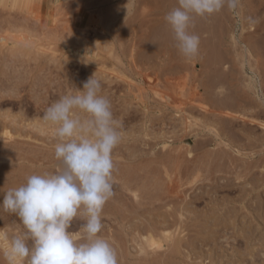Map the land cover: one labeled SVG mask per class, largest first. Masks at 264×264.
Listing matches in <instances>:
<instances>
[{
	"label": "rangeland",
	"instance_id": "rangeland-1",
	"mask_svg": "<svg viewBox=\"0 0 264 264\" xmlns=\"http://www.w3.org/2000/svg\"><path fill=\"white\" fill-rule=\"evenodd\" d=\"M147 1L0 0V230L24 231L4 194L58 163L47 108L93 75L122 132L101 232L118 264H150L139 243L165 219L182 241L174 264H264V0L194 18L190 60L165 21L177 0Z\"/></svg>",
	"mask_w": 264,
	"mask_h": 264
},
{
	"label": "clouds",
	"instance_id": "clouds-1",
	"mask_svg": "<svg viewBox=\"0 0 264 264\" xmlns=\"http://www.w3.org/2000/svg\"><path fill=\"white\" fill-rule=\"evenodd\" d=\"M240 0H177L165 21L178 52L187 60L199 52L194 18L222 10L235 12ZM44 121L56 139L52 172L30 175L26 183L8 190L4 211L15 214L24 231L9 236L0 230V249L7 264H118L116 250L101 235L102 212L114 196V149L122 141L120 123L101 81L93 75L72 94L47 108ZM77 218L79 233L70 231Z\"/></svg>",
	"mask_w": 264,
	"mask_h": 264
},
{
	"label": "bare ground",
	"instance_id": "bare-ground-1",
	"mask_svg": "<svg viewBox=\"0 0 264 264\" xmlns=\"http://www.w3.org/2000/svg\"><path fill=\"white\" fill-rule=\"evenodd\" d=\"M152 1V0H151ZM154 1H156V0H154ZM159 1V0H158ZM157 1V2H158ZM161 1V0H160ZM159 1V2H160ZM166 1V0H165ZM174 1V0H173ZM176 1V0H175ZM27 2H28V0H27ZM148 3H150V0L149 1H147ZM157 3V5L159 4L160 5V3ZM162 2H163V0H162ZM2 3V2H1ZM43 3V2H42ZM147 3V4H148ZM28 4V3H27ZM165 4V3H164ZM173 4V3H172ZM2 5V4H1ZM45 5H46V3H45ZM162 5V4H161ZM174 5V4H173ZM41 6V5H40ZM150 6V5H149ZM148 6V7H149ZM156 6V5H155ZM39 7V6H38ZM47 7V6H46ZM68 7V6H67ZM71 7V6H70ZM152 7V6H151ZM154 7V6H153ZM26 8V7H25ZM45 8V7H44ZM74 8V7H73ZM154 8H157V7H154ZM175 8V7H174ZM55 9V8H54ZM146 9L147 10H150V9H148L147 7H146ZM171 9V8H170ZM157 10V9H156ZM55 11V10H54ZM53 11V12H54ZM63 11V10H62ZM21 12H23V11H21ZM223 12V11H222ZM221 12V13H222ZM148 13H149V11H148ZM218 14V13H217ZM158 15V14H157ZM220 16V15H219ZM158 19V18H157ZM197 19V18H196ZM199 19V18H198ZM214 19V18H213ZM4 20H6V19H4ZM200 20V19H199ZM211 20V19H210ZM21 21V20H20ZM29 21V20H28ZM198 21V20H197ZM208 21V20H207ZM1 22H3V21H1ZM8 22V21H7ZM17 22V21H16ZM22 22H24V21H22ZM40 22V21H39ZM158 22V21H157ZM206 22V21H205ZM12 23V22H11ZM10 23V24H11ZM25 23H28L27 21H25ZM24 23V24H25ZM201 23V22H200ZM8 24V23H7ZM23 24V23H22ZM196 25V24H195ZM207 25V24H206ZM211 25V24H210ZM264 25V24H263ZM27 26H29V25H27ZM201 27V26H200ZM203 29V28H202ZM201 30V29H200ZM200 30H197V31H200ZM262 31V30H261ZM193 32V31H192ZM194 32H196V31H194ZM199 33V32H198ZM206 33V32H205ZM204 34V33H203ZM167 35V34H166ZM199 35V34H198ZM197 35V36H198ZM164 37V36H163ZM168 37V36H167ZM202 38V37H201ZM203 40V39H202ZM204 43V42H203ZM206 44V43H205ZM202 45V44H201ZM204 46V45H203ZM217 51V50H216ZM213 52V51H212ZM218 52V51H217ZM212 54V53H211ZM215 56V55H214ZM224 58V57H223ZM212 59V58H211ZM210 59V60H211ZM217 59V58H216ZM207 60V59H206ZM216 61H219V60H216ZM206 62V61H205ZM221 62H222V60H221ZM212 63H214V62H212ZM219 63V62H218ZM211 64V63H210ZM215 64V63H214ZM217 64V63H216ZM213 65V64H212ZM211 65V66H212ZM219 65V64H218ZM217 65V66H218ZM222 65V64H221ZM221 65H219V66H221ZM204 67V66H203ZM209 68V67H208ZM219 68H221V67H219ZM206 70V69H205ZM211 71V70H210ZM224 71V70H223ZM207 72H209V71H207ZM216 75H217V73H215ZM219 74V73H218ZM210 76V75H209ZM221 76V75H220ZM207 77V76H206ZM171 79V78H170ZM213 79V78H212ZM220 80V79H219ZM218 80V81H219ZM168 80H166V82H167ZM175 81V80H174ZM212 82V81H211ZM221 82V81H220ZM174 83V82H173ZM211 84V83H210ZM213 85V84H212ZM210 86V85H209ZM213 86H215V85H213ZM212 86V87H213ZM159 87H157V89H158ZM208 88V87H207ZM216 88V87H215ZM221 88V87H220ZM161 89V88H160ZM165 89V88H164ZM156 91V90H155ZM164 91V90H163ZM206 91V90H205ZM218 91V90H217ZM166 92V94H168L167 93V91H165ZM211 92V91H210ZM221 92V91H220ZM219 92V93H220ZM157 93V92H156ZM158 93H159V91H158ZM157 93V94H158ZM178 93V92H177ZM210 94H212V93H210ZM216 94H217V92H216ZM215 94V95H216ZM221 94V93H220ZM172 95V94H171ZM170 95V96H171ZM157 96V95H156ZM159 96H161V93H160V95ZM168 97V95L166 96V97H168V98H170L169 100L171 101V98H173V97ZM214 96V95H213ZM165 96L162 98V99H165L166 98ZM220 97H222V94H221V96ZM161 98V97H160ZM174 99H175V97H174ZM174 99L172 100V101H174ZM203 99V98H202ZM216 99V98H215ZM214 98H213V100H215ZM223 99V98H222ZM166 100V99H165ZM175 101H176V99H175ZM175 101L174 102H168V103H170V104H173V103H175ZM206 101V100H205ZM219 102V101H218ZM220 102H222V101H220ZM247 102V101H246ZM212 103V102H211ZM176 104V103H175ZM225 104V103H224ZM239 104V103H238ZM242 104V103H241ZM240 104V105H241ZM259 105V104H258ZM178 106V105H177ZM179 107V106H178ZM218 107V106H217ZM204 108V107H203ZM223 109V108H222ZM221 109V110H222ZM202 110H205V109H202ZM216 110V109H215ZM208 112V110H205V112ZM224 111V110H223ZM226 111V110H225ZM182 112V111H181ZM210 113V112H209ZM211 113H212V110H211ZM221 113V112H220ZM225 113V112H224ZM263 113V112H262ZM213 114V113H212ZM216 114H217V112H216ZM223 114V113H222ZM224 115V114H223ZM226 116H229V115H226ZM230 116H232V115H230ZM229 116V117H230ZM235 116V115H234ZM259 116V115H258ZM185 117V116H184ZM221 117V116H220ZM225 117V116H224ZM242 117V116H241ZM218 119V118H217ZM223 119V118H222ZM229 119V118H228ZM240 119H242V118H240ZM246 120V119H245ZM186 122V121H185ZM233 122V121H232ZM244 122V121H243ZM254 122V121H253ZM228 123H229V121H228ZM247 123V122H246ZM256 123V122H255ZM245 125V124H244ZM254 125V124H253ZM260 125H262V124H260ZM187 129V128H186ZM199 170V169H198ZM176 171V170H175ZM196 172V171H195ZM198 173V172H197ZM127 181V180H126ZM171 181V180H170ZM174 181V180H173ZM174 184V183H173ZM121 186V185H120ZM145 186V185H144ZM140 187V186H139ZM174 187H176V186H174ZM173 186H171L170 187V192L171 193H173L174 195H175V191L173 190V189H175ZM124 189V188H123ZM122 189V190H123ZM128 189V188H127ZM134 189H136V188H134ZM139 189V188H138ZM132 190V189H131ZM168 191V192H169ZM176 192H177V190H176ZM140 194V193H139ZM135 196H134V198L135 199H137L138 198V196L139 195H136V194H134ZM145 195V194H144ZM172 195V194H171ZM177 195V194H176ZM245 196V195H244ZM172 197V196H171ZM171 197H169V198H171ZM143 198V197H142ZM141 198V199H142ZM146 198V197H145ZM132 199V198H131ZM139 199V198H138ZM143 200V199H142ZM146 200V199H145ZM135 201V204H139V207H140V205H141V202L140 203H136L137 201L136 200H134ZM133 201V202H134ZM140 201V200H139ZM138 201V202H139ZM173 201V200H172ZM132 202V203H133ZM146 204V203H145ZM111 205V204H110ZM144 206V205H143ZM149 206V205H148ZM121 209V208H120ZM128 209V208H127ZM117 210V209H116ZM122 211V210H121ZM120 211V212H121ZM129 211V210H128ZM140 211V210H139ZM104 212V211H103ZM102 212V213H103ZM118 213V212H117ZM124 214V213H123ZM108 215V214H107ZM116 215V214H115ZM173 215V214H172ZM181 215V214H180ZM168 217V216H167ZM182 217V216H181ZM103 218V217H102ZM148 218V217H147ZM156 218V217H155ZM106 219V218H105ZM127 219V217H124V218H121V217H119V216H116L115 218H114V220H116V221H121V220H126ZM159 219V218H158ZM163 219V218H162ZM156 220H157V218H156ZM142 221V220H141ZM174 221L175 220H170V219H165L164 221H162V222H160V220H159V222H157L156 221V223L155 224H152L149 228H147L146 230H144L143 232L145 233V236H143V238L142 239H144L143 240V242L145 241V243H144V245H143V242H141V243H139V246H140V244L142 245V246H140V247H142V248H140L141 249V251H140V249L138 248V250L140 251V252H142V253H144L143 255H144V257H145V254H146V259H147V261H149L150 262V264L151 263H154V264H159V262L160 263H162V260L163 259H166L165 260V263H162V264H174V262L173 261H175V259H176V257H177V255L180 253V247H181V242L182 241H179V240H176V239H174V237H172V235L167 231L166 232V229H165V231H161L162 229H164L165 228V226H163L164 224H166V225H168V226H172V225H174ZM154 222V221H153ZM118 223V222H117ZM133 223V222H132ZM130 224V223H129ZM140 224V223H139ZM138 225V224H137ZM133 226V225H132ZM140 226V225H139ZM141 226H142V224H141ZM178 226V225H177ZM135 227V226H134ZM136 227H138V226H136ZM144 226H142V228H143ZM183 227V226H182ZM146 228V227H145ZM135 230H136V228H134ZM135 230H134V232H135ZM139 231H140V229H138ZM138 232V231H137ZM160 232H162V233H160ZM132 234V233H131ZM134 234V233H133ZM137 234V233H136ZM142 234V233H141ZM140 235V234H139ZM138 239H140V238H138ZM196 239V238H195ZM194 239V241H196ZM142 241V240H141ZM189 241V240H188ZM163 242H170L171 244H170V246L169 247H167L168 248V250L170 251V253L168 254V256L166 257V255L167 254H165V257L166 258H163V256H164V254L163 253H161L160 251L161 250H163L165 247H164V245H163ZM190 242H191V240H190ZM164 243V244H165ZM189 243V242H188ZM183 244V243H182ZM191 244V243H190ZM193 244V243H192ZM191 244V245H192ZM137 245H138V243H137ZM166 246L168 245V244H165ZM186 245V244H185ZM189 245V244H188ZM195 245V244H194ZM137 247V246H136ZM170 248V249H169ZM187 248H188V246H187ZM191 249V248H190ZM166 251H167V249H166ZM165 252V251H164ZM142 253H140V254H142ZM179 256V255H178ZM148 257V258H147ZM140 258V257H139ZM141 258H143V257H141ZM145 259V258H144ZM143 259V260H144ZM162 259V260H161ZM139 260V259H138ZM164 261V260H163ZM158 262V263H157ZM120 263V262H119ZM145 263V262H144Z\"/></svg>",
	"mask_w": 264,
	"mask_h": 264
}]
</instances>
